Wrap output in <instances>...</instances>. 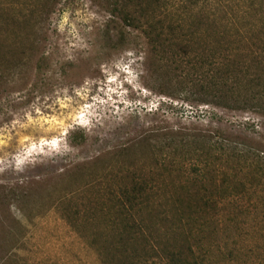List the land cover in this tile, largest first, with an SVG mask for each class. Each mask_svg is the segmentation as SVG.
Returning a JSON list of instances; mask_svg holds the SVG:
<instances>
[{
	"label": "rangeland",
	"instance_id": "1",
	"mask_svg": "<svg viewBox=\"0 0 264 264\" xmlns=\"http://www.w3.org/2000/svg\"><path fill=\"white\" fill-rule=\"evenodd\" d=\"M225 2L193 43L241 74L205 93L106 0H0V264H264V0ZM141 187L154 240L120 215Z\"/></svg>",
	"mask_w": 264,
	"mask_h": 264
},
{
	"label": "trees",
	"instance_id": "2",
	"mask_svg": "<svg viewBox=\"0 0 264 264\" xmlns=\"http://www.w3.org/2000/svg\"><path fill=\"white\" fill-rule=\"evenodd\" d=\"M106 3L112 9L111 15L121 20L126 27L142 30L151 47L152 54L159 61L171 64L179 61L189 72L198 73L201 78H205L206 83L199 85L205 93L210 89L211 84L215 85L213 82L215 80L216 82L222 80L229 82L232 90L235 89L234 86L238 85V77L241 72L237 73L240 65L238 61L236 59L233 61L236 49L235 51L234 49L224 51L226 55H222L211 46L202 47L201 43H193L196 35L194 29L199 24V18L214 17L224 7L225 0H106ZM0 13H8V10L0 7ZM231 96L234 97L235 93ZM249 155L248 158L243 157L245 162L252 160L255 169L259 174H263L264 154L262 156ZM147 196V191L142 187L138 190L126 191L124 194L125 203L120 213L124 218V231L128 234L137 232L138 236H142L139 238L144 241L154 238V234H157L158 231L155 230L156 226L140 224L142 217L150 209L144 203L135 204V201L137 199L146 200L149 198ZM259 208L261 207L258 204L253 203L254 213L259 211ZM154 210H157V214L153 220L157 219L164 224L172 223V219L181 223L182 214L183 220H190L185 217L189 215H184L186 212L178 206L171 209L170 215L162 213V207H156ZM139 219L140 223H138ZM175 233L177 234V231ZM168 234L169 237L173 234L171 229L169 233L163 235L162 239H167ZM189 252L192 253L191 248H189ZM182 256L183 254H170L171 264H198L197 261L189 263L187 258H182ZM205 258L203 256L199 264L207 263Z\"/></svg>",
	"mask_w": 264,
	"mask_h": 264
}]
</instances>
